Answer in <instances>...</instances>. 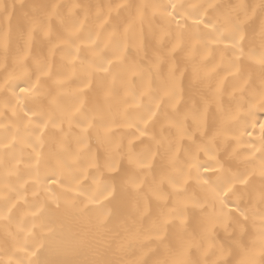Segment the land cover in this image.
Returning a JSON list of instances; mask_svg holds the SVG:
<instances>
[{"label":"snow or ice","instance_id":"obj_1","mask_svg":"<svg viewBox=\"0 0 264 264\" xmlns=\"http://www.w3.org/2000/svg\"><path fill=\"white\" fill-rule=\"evenodd\" d=\"M0 264H264V0H0Z\"/></svg>","mask_w":264,"mask_h":264}]
</instances>
